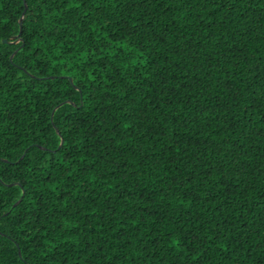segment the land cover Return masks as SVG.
Listing matches in <instances>:
<instances>
[{"label":"trees","instance_id":"16d2710c","mask_svg":"<svg viewBox=\"0 0 264 264\" xmlns=\"http://www.w3.org/2000/svg\"><path fill=\"white\" fill-rule=\"evenodd\" d=\"M0 264H264V0H0Z\"/></svg>","mask_w":264,"mask_h":264},{"label":"water","instance_id":"95a60500","mask_svg":"<svg viewBox=\"0 0 264 264\" xmlns=\"http://www.w3.org/2000/svg\"><path fill=\"white\" fill-rule=\"evenodd\" d=\"M27 8V7H26ZM24 19H25V13L23 14L21 20H20V25H21V31H20V34L16 37L17 39H19L21 36H22V33H23V23H24ZM62 144H63V141H62ZM21 201V200H20ZM19 201V202H20ZM18 202V203H19Z\"/></svg>","mask_w":264,"mask_h":264}]
</instances>
